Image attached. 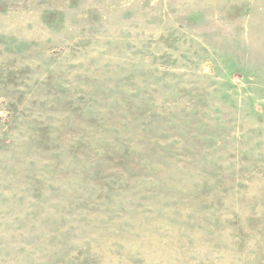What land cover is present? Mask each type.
<instances>
[{"label": "rangeland", "instance_id": "obj_1", "mask_svg": "<svg viewBox=\"0 0 264 264\" xmlns=\"http://www.w3.org/2000/svg\"><path fill=\"white\" fill-rule=\"evenodd\" d=\"M0 264H264V0H0Z\"/></svg>", "mask_w": 264, "mask_h": 264}]
</instances>
